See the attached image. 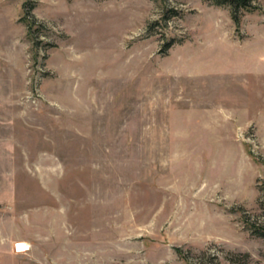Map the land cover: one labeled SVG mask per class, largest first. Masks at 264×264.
Returning <instances> with one entry per match:
<instances>
[{
  "label": "rangeland",
  "instance_id": "obj_1",
  "mask_svg": "<svg viewBox=\"0 0 264 264\" xmlns=\"http://www.w3.org/2000/svg\"><path fill=\"white\" fill-rule=\"evenodd\" d=\"M252 4L0 0V264H264Z\"/></svg>",
  "mask_w": 264,
  "mask_h": 264
},
{
  "label": "trees",
  "instance_id": "obj_2",
  "mask_svg": "<svg viewBox=\"0 0 264 264\" xmlns=\"http://www.w3.org/2000/svg\"><path fill=\"white\" fill-rule=\"evenodd\" d=\"M253 0H214V3L217 5H225L227 7H229L230 9V14L231 17L234 21V23L236 25L239 24V16L238 13L239 11H251L254 9V6L252 4ZM29 2H24L23 4V9H24V14L22 16V21H24V23L27 26L28 29V33L31 34L32 32V28H33V24L35 22V18L33 17V15L31 14V9H32V5H27ZM254 233L257 236L263 237L264 238V226L260 227V228H255ZM179 252V250H177ZM247 256V254L243 255V258H245Z\"/></svg>",
  "mask_w": 264,
  "mask_h": 264
}]
</instances>
